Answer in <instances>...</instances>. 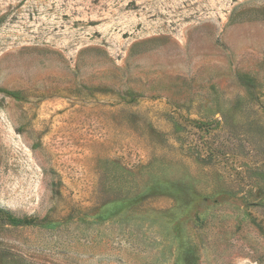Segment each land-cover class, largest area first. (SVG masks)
Masks as SVG:
<instances>
[{
  "label": "rangeland",
  "instance_id": "obj_1",
  "mask_svg": "<svg viewBox=\"0 0 264 264\" xmlns=\"http://www.w3.org/2000/svg\"><path fill=\"white\" fill-rule=\"evenodd\" d=\"M0 210V264H264V0H0Z\"/></svg>",
  "mask_w": 264,
  "mask_h": 264
},
{
  "label": "trees",
  "instance_id": "obj_2",
  "mask_svg": "<svg viewBox=\"0 0 264 264\" xmlns=\"http://www.w3.org/2000/svg\"><path fill=\"white\" fill-rule=\"evenodd\" d=\"M0 213H2L1 210H0ZM9 220H10L12 223L16 224V225H27V224H31V223H32V221L29 220V219H25V220L14 219V218H12L11 216H10Z\"/></svg>",
  "mask_w": 264,
  "mask_h": 264
}]
</instances>
